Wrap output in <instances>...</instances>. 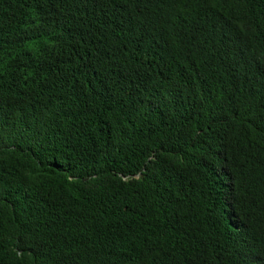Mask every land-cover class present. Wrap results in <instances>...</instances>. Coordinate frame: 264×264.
<instances>
[{
  "label": "trees",
  "instance_id": "obj_1",
  "mask_svg": "<svg viewBox=\"0 0 264 264\" xmlns=\"http://www.w3.org/2000/svg\"><path fill=\"white\" fill-rule=\"evenodd\" d=\"M0 264H264V0H0Z\"/></svg>",
  "mask_w": 264,
  "mask_h": 264
}]
</instances>
